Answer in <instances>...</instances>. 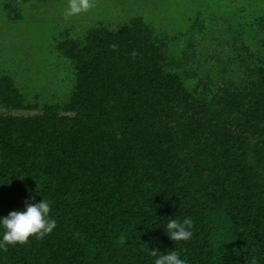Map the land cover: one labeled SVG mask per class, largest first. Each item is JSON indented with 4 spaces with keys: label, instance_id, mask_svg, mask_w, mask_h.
Wrapping results in <instances>:
<instances>
[{
    "label": "trees",
    "instance_id": "1",
    "mask_svg": "<svg viewBox=\"0 0 264 264\" xmlns=\"http://www.w3.org/2000/svg\"><path fill=\"white\" fill-rule=\"evenodd\" d=\"M27 2L0 0L6 21ZM180 3L187 41L135 15L58 43L74 73L62 100H30L0 70V218L47 200L57 224L0 264H154L151 250L264 264V0ZM185 217L193 236L174 242L166 225Z\"/></svg>",
    "mask_w": 264,
    "mask_h": 264
},
{
    "label": "rangeland",
    "instance_id": "2",
    "mask_svg": "<svg viewBox=\"0 0 264 264\" xmlns=\"http://www.w3.org/2000/svg\"><path fill=\"white\" fill-rule=\"evenodd\" d=\"M170 1L96 0V7L89 12L66 19L63 11L68 0H41L36 9L31 7L34 0H28L21 10L22 21H14L16 25L6 21L14 14L6 13L4 4H0V70H10L11 77L30 100L40 95L41 101L48 102L58 92L62 100V96L67 95L72 88L74 73L70 63L63 60L61 55L57 57L54 54L53 48L58 43L69 38H80L86 30L95 26L116 30L135 18V15L151 23L155 31L187 41L190 34L186 30L193 22L186 21L187 16L183 14L185 7L180 3L181 0ZM244 6L251 16L261 14V2H250ZM254 35L249 33L248 37L254 38ZM198 37L205 36L200 34ZM209 44V51L215 53L214 45L210 41ZM17 74L21 76V84Z\"/></svg>",
    "mask_w": 264,
    "mask_h": 264
},
{
    "label": "clouds",
    "instance_id": "3",
    "mask_svg": "<svg viewBox=\"0 0 264 264\" xmlns=\"http://www.w3.org/2000/svg\"><path fill=\"white\" fill-rule=\"evenodd\" d=\"M96 7V0H68L64 8V17L71 18L89 12ZM118 44L111 43L110 51H118ZM140 53L133 50L130 53L135 58ZM117 138L119 135L117 134ZM51 211L50 204L47 200H41L39 203L26 202L25 210L11 211L7 217L0 218V225L4 228L2 240H0V249L7 251L9 246L17 244L23 246L29 242L30 237L35 236L37 239H43L46 235L51 234L56 228V220L49 217ZM193 220L191 217H185L182 221L171 219L166 225L168 237L174 241H188L193 236ZM152 257H155L154 264H187L181 259L176 251H169L161 254L158 250L149 251ZM249 264H258L255 256L252 257Z\"/></svg>",
    "mask_w": 264,
    "mask_h": 264
}]
</instances>
